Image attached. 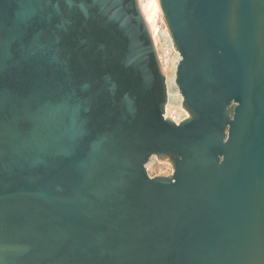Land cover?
Wrapping results in <instances>:
<instances>
[{
  "label": "water",
  "instance_id": "obj_1",
  "mask_svg": "<svg viewBox=\"0 0 264 264\" xmlns=\"http://www.w3.org/2000/svg\"><path fill=\"white\" fill-rule=\"evenodd\" d=\"M156 1L179 122L137 0H0V264H264V0Z\"/></svg>",
  "mask_w": 264,
  "mask_h": 264
},
{
  "label": "rangeland",
  "instance_id": "obj_2",
  "mask_svg": "<svg viewBox=\"0 0 264 264\" xmlns=\"http://www.w3.org/2000/svg\"><path fill=\"white\" fill-rule=\"evenodd\" d=\"M144 2L145 0H137L140 10H142L141 6H143ZM158 18L159 19H157L158 21H156V27H155L156 43L152 38L155 52L158 57V61L160 63V67L162 71H163V64L165 65V63H167L166 73L167 74L169 72L171 73V69L175 73V68H176L177 61H178V57H177L178 51H175V49L171 45L172 41H171V38L168 32L166 23L163 19L162 12ZM174 90H172V95L170 96L169 100L167 96V101L165 104V116L170 117L171 119H174L176 121H180L181 119L188 117L189 114L182 106H180L181 105V94L179 93L177 86H176V89ZM176 94L180 95V102ZM146 169L150 176L171 175L173 172V167L171 163H169L167 160H159L157 156L155 155L150 157L149 161L146 164Z\"/></svg>",
  "mask_w": 264,
  "mask_h": 264
},
{
  "label": "bare ground",
  "instance_id": "obj_3",
  "mask_svg": "<svg viewBox=\"0 0 264 264\" xmlns=\"http://www.w3.org/2000/svg\"><path fill=\"white\" fill-rule=\"evenodd\" d=\"M141 9H142L141 11L143 12V15H144L145 22L148 26V29L151 31L150 34L152 35V38L156 43V30H155L156 21H158L157 19H159L158 17L160 16L162 11H161L156 0H145L143 6H141ZM175 51H177V50H175ZM177 57H178V61H179L180 56L178 53H177ZM178 61H177V63H178ZM166 64L167 63H165V65L163 64V72L165 75L166 96H168V100H169L170 96L172 95V90L176 89V86L174 83L175 82V75H174L175 73L171 69V73L169 72L167 74L166 73ZM175 70H176V68H175ZM176 95L179 98V102H180V95L179 94H176Z\"/></svg>",
  "mask_w": 264,
  "mask_h": 264
},
{
  "label": "flooded vegetation",
  "instance_id": "obj_4",
  "mask_svg": "<svg viewBox=\"0 0 264 264\" xmlns=\"http://www.w3.org/2000/svg\"><path fill=\"white\" fill-rule=\"evenodd\" d=\"M174 121H176V120H174ZM176 122H178V121H176Z\"/></svg>",
  "mask_w": 264,
  "mask_h": 264
}]
</instances>
